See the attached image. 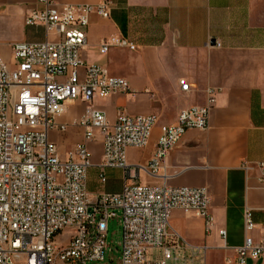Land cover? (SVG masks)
<instances>
[{
  "label": "built area",
  "instance_id": "built-area-1",
  "mask_svg": "<svg viewBox=\"0 0 264 264\" xmlns=\"http://www.w3.org/2000/svg\"><path fill=\"white\" fill-rule=\"evenodd\" d=\"M37 4L41 9L30 10L23 25L39 28L42 39L10 44L11 68L0 57V264H104L112 251L106 241L110 221L120 228L116 264H204L205 248L189 246L170 229L169 220L178 210L202 219L209 231L208 191L169 186L159 174L164 158L187 131L208 128L218 90L206 89L204 105L181 110L175 123L158 126L146 163H128L129 149L149 145L157 118L118 113L109 122L93 107L94 100L128 96L131 88L125 79L81 56L88 17L106 18L110 4ZM112 50L134 52L136 47L112 36L97 48L99 55ZM178 85L188 90L185 80ZM75 102L85 106L83 111L61 121L67 105ZM70 128L80 130V142L61 153L53 136ZM96 142L101 153L97 181L106 182L107 169L120 170L118 193L87 191V172L93 166L90 145ZM254 166L264 186V162ZM250 167L241 165L245 172ZM141 174L162 179L153 185L128 183ZM253 228L251 212L245 210L244 232ZM232 251L233 264L258 260L264 256V238L255 242L245 236Z\"/></svg>",
  "mask_w": 264,
  "mask_h": 264
},
{
  "label": "crops",
  "instance_id": "crops-1",
  "mask_svg": "<svg viewBox=\"0 0 264 264\" xmlns=\"http://www.w3.org/2000/svg\"><path fill=\"white\" fill-rule=\"evenodd\" d=\"M49 1L61 6L110 4L106 18L88 17L81 56L87 64L103 66L112 76L125 79L131 88L128 96L94 100L93 107L109 122L118 113L157 118L149 145L142 150L129 149L128 163H146L158 126L175 123L181 110L204 105L206 89L218 90L208 128L187 131L164 158L159 176L172 187L208 191L209 231H205L202 219L178 210L171 213L170 229L189 246L205 248L204 264H233L232 248L240 246L245 236L255 242L264 238V186L259 184V170L254 166L264 162V92L255 70L248 65L249 54L264 52V11L256 13L257 0ZM33 9H41L37 0H0V49L42 39L39 28L23 25L24 16ZM112 36L128 39L136 50L99 55L100 42ZM109 54L111 58L106 59L112 63L127 56L129 68L113 74L104 63ZM132 64L141 68L140 78L139 68L135 72ZM182 79L188 84L185 92L178 85ZM84 107L80 102L68 104L60 120L76 118ZM66 134L81 139L78 129L70 128ZM56 137L53 139L62 153ZM92 146L99 149L92 160L91 168H95L101 157L100 145L96 142ZM243 163L251 164L246 172L241 168ZM91 168L86 182L90 194L120 191V170L109 169L119 171V184L105 182L98 188L89 179ZM161 179L141 174L131 183L153 185ZM245 210L251 212L254 224L248 233L243 229ZM247 264H264V256Z\"/></svg>",
  "mask_w": 264,
  "mask_h": 264
},
{
  "label": "rangeland",
  "instance_id": "rangeland-1",
  "mask_svg": "<svg viewBox=\"0 0 264 264\" xmlns=\"http://www.w3.org/2000/svg\"><path fill=\"white\" fill-rule=\"evenodd\" d=\"M264 11V0H257L256 3V13L263 12ZM0 57L5 62V64L11 68L14 61L12 59V55L10 52L9 47H1L0 49ZM111 58V55H107V57L104 58V63L106 64V67L112 71L113 74H117L118 72H124L129 68L130 60L127 56H120L118 58L113 59V63L109 62L108 59ZM107 60V61H106ZM250 67H252L257 76V82L261 86L264 92V52H256L253 54H249V64ZM132 67L135 72L136 69H138V66H135L132 64ZM110 74V73H109ZM139 74L142 75L141 68L138 69L137 75L139 77ZM140 78V77H139ZM57 144L60 147L61 151L67 149L73 144L79 143L80 139L77 138L76 135H70V134H62L58 135L56 137ZM71 144V145H70ZM92 160L95 161L98 155V148L95 146H92ZM105 180L107 185L111 184H119L120 183V177H119V171H112L107 169L104 173ZM89 179L91 182L96 184V186L99 188L101 185L97 181V170L95 168L90 169ZM128 183H131L128 181ZM104 186V184L102 185ZM62 241H64L66 238L60 237ZM120 240V228L118 224L115 221H110L107 226V236L106 241L109 244V247L112 249V251L106 253L104 264H116L118 253L116 252L117 244ZM66 242V241H65ZM118 249V248H117Z\"/></svg>",
  "mask_w": 264,
  "mask_h": 264
}]
</instances>
